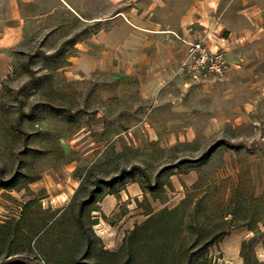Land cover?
I'll return each mask as SVG.
<instances>
[{"label":"rangeland","instance_id":"rangeland-1","mask_svg":"<svg viewBox=\"0 0 264 264\" xmlns=\"http://www.w3.org/2000/svg\"><path fill=\"white\" fill-rule=\"evenodd\" d=\"M64 1L0 0V30L23 21L0 77V264H264V88L223 92L222 50L215 76L179 64L185 111L174 82L157 104L133 76L84 75L115 0Z\"/></svg>","mask_w":264,"mask_h":264},{"label":"crops","instance_id":"crops-1","mask_svg":"<svg viewBox=\"0 0 264 264\" xmlns=\"http://www.w3.org/2000/svg\"><path fill=\"white\" fill-rule=\"evenodd\" d=\"M115 5L113 14L95 19L97 33L78 47L73 63L81 64L84 75L97 70L133 76L137 95L157 104L174 82L177 97L168 100L170 109L185 111L182 97L190 87L178 69L187 57L186 43L198 39L209 50L224 51L232 63L224 76L228 96L236 78L243 84L257 80L264 88V0H115ZM22 35V20L0 30V77L9 72V50ZM218 121L214 115L208 123Z\"/></svg>","mask_w":264,"mask_h":264},{"label":"built area","instance_id":"built-area-1","mask_svg":"<svg viewBox=\"0 0 264 264\" xmlns=\"http://www.w3.org/2000/svg\"><path fill=\"white\" fill-rule=\"evenodd\" d=\"M188 53L182 68L192 76L221 74L228 66L221 51H209L201 41L188 42ZM224 69V70H223Z\"/></svg>","mask_w":264,"mask_h":264},{"label":"trees","instance_id":"trees-1","mask_svg":"<svg viewBox=\"0 0 264 264\" xmlns=\"http://www.w3.org/2000/svg\"><path fill=\"white\" fill-rule=\"evenodd\" d=\"M1 264H35L33 261L25 257H15L3 262Z\"/></svg>","mask_w":264,"mask_h":264}]
</instances>
